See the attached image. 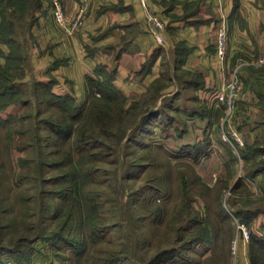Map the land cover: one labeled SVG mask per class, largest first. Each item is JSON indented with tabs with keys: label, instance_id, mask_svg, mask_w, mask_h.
Masks as SVG:
<instances>
[{
	"label": "rangeland",
	"instance_id": "rangeland-1",
	"mask_svg": "<svg viewBox=\"0 0 264 264\" xmlns=\"http://www.w3.org/2000/svg\"><path fill=\"white\" fill-rule=\"evenodd\" d=\"M38 4L0 0V37L22 40L25 54ZM249 73L241 74L240 96L260 90ZM32 89L17 86L0 110V264H264V112L257 104L246 115L236 102L230 120L245 140L236 152L221 137L223 110L205 133V121L191 114L195 102L93 94L76 104L84 116L76 120L65 97ZM155 107L162 113L132 129ZM49 122L74 129L62 137Z\"/></svg>",
	"mask_w": 264,
	"mask_h": 264
},
{
	"label": "crops",
	"instance_id": "crops-1",
	"mask_svg": "<svg viewBox=\"0 0 264 264\" xmlns=\"http://www.w3.org/2000/svg\"><path fill=\"white\" fill-rule=\"evenodd\" d=\"M46 2L41 0L31 20L32 43L17 79L48 84L78 105L92 93L89 76L129 101L155 94L156 103L171 96L174 102H195V116L205 121L199 128L209 133L222 111L214 92L236 65L240 74L256 68L252 61L263 52L264 0H62L69 18L87 5L84 23L70 34L57 27ZM149 14L165 24L161 42L148 28ZM223 22L228 34L220 57L217 32ZM14 45L0 38V66ZM253 93L241 94L239 113L254 112ZM252 133L253 126L245 136Z\"/></svg>",
	"mask_w": 264,
	"mask_h": 264
},
{
	"label": "trees",
	"instance_id": "trees-1",
	"mask_svg": "<svg viewBox=\"0 0 264 264\" xmlns=\"http://www.w3.org/2000/svg\"><path fill=\"white\" fill-rule=\"evenodd\" d=\"M38 3L39 4L41 3L40 0H38ZM39 4H38V6H39ZM0 38L2 39V37H0ZM7 42H9L12 45L15 44L14 46L16 49H17V47H19V45L16 44L15 40H13V41L8 40ZM15 48L13 47L11 53L7 57V61H6L5 65L0 66V110L10 103L8 100H4L3 97L6 94H8V92H10V91L12 92L13 90H15L17 88V86L19 87L22 85H26V83H27L33 87L32 91H31L32 93H34L35 88L38 87V88H43L45 91H47L51 95H55L57 97H65V99L69 100L72 103V105H75V107L73 106L75 109H73V111L71 112V118L77 120L78 117H80L83 114L82 108L77 107L76 103L74 102L73 98L70 95L55 94L54 92L51 91V87L45 83H40V82H36V81H29V82L18 81L17 77L19 75V72L26 65V62L28 59V56H27L28 52H27V54H25L24 51H15L16 50ZM20 50H22V49L20 48ZM249 72H250L249 76L251 78L255 79V83L260 88V90H254L256 99H258V101H256L255 104H257V106L259 107L260 112H264V79H261L262 82L259 79V78H261L260 75L264 76V69L250 68ZM248 79H245V81L247 82ZM87 83L90 86V89H92V93L89 95V98L91 95L95 94V92H98L99 96L106 98L108 100L117 98L119 96L124 97L123 99H127L126 96H124L122 93L117 92L107 82L100 83L99 81L95 80L94 78L87 76ZM170 98H172V97H169V99ZM87 102H89V100ZM160 113H162V111L159 107L150 108V109L142 112L141 117L138 119V121L132 127V129H139L144 124H147L149 122V120H151V117H153L154 115L160 114ZM191 114H195V106H191ZM57 125L58 126L63 125L65 127L64 131L63 130L59 131L57 129ZM49 126H51L55 132L57 131L60 134V136L62 135V137L68 136L70 134V132H72L74 129L73 128V122L59 123V124H57V123L51 124L49 122ZM184 132H185V130H183L179 136L182 137ZM246 141L249 142L250 140L247 139ZM254 143L257 144L256 139H255ZM200 144L201 143H199V146H195V147H199L198 151H202L203 149L206 150V147H205L206 144H201V145ZM75 187H76V185H75ZM77 188H78V186H77ZM87 209L90 210L94 215L93 210H95V209H94V207L91 206L90 203H89V206L87 207ZM91 209H93V210H91ZM39 236H44V235H40V233H37L36 237H39ZM251 261L254 262V259L251 258Z\"/></svg>",
	"mask_w": 264,
	"mask_h": 264
},
{
	"label": "built area",
	"instance_id": "built-area-1",
	"mask_svg": "<svg viewBox=\"0 0 264 264\" xmlns=\"http://www.w3.org/2000/svg\"><path fill=\"white\" fill-rule=\"evenodd\" d=\"M46 5L53 15L55 24L64 34L72 33L84 23L87 11L86 4H82L79 7L73 18H69L65 13L62 0H47ZM147 24L149 30L155 35L156 39L161 42L163 39L161 36V30L165 27L163 20L157 15L149 14ZM227 34L226 23L223 22L217 32V52L220 57H223L225 54ZM252 62L256 66H264V47L262 54ZM241 85L242 79L240 74V65H236L233 68L231 77L224 81L214 92L215 99L226 115L224 120H227V122L222 124L221 137L224 141L228 142L231 147L236 150V152L245 146V140L242 139L241 134L238 132L237 128L233 126L230 120L236 107V102L240 96ZM225 124L227 125L226 131L224 130ZM239 228L242 236L247 237L248 230L245 225L242 223L239 225ZM234 245H236V241L234 242Z\"/></svg>",
	"mask_w": 264,
	"mask_h": 264
}]
</instances>
